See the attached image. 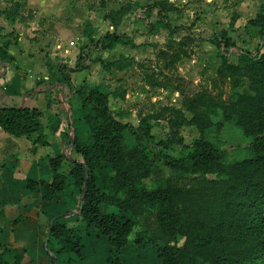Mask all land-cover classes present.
Masks as SVG:
<instances>
[{
    "label": "trees",
    "instance_id": "trees-1",
    "mask_svg": "<svg viewBox=\"0 0 264 264\" xmlns=\"http://www.w3.org/2000/svg\"><path fill=\"white\" fill-rule=\"evenodd\" d=\"M151 8H157V20L154 24L144 22L148 31L163 29L173 35L186 29L169 23L165 3L143 7L144 18ZM245 28L253 31L259 45L254 53L238 50L239 64L226 58L230 48L235 47L232 40L225 36L212 39L222 55L217 74L230 79L239 75L247 81V89L232 92L224 106L207 93L194 94L187 101L191 114L188 120L181 110L163 108L174 111L176 117L198 130L199 136L192 142H180L184 156L166 152L172 142L157 140L148 118L136 126L121 120L119 112L110 106V99L122 97L123 91H110L102 84L91 86L85 81L80 86L72 85L80 118L79 123L73 124L69 144L83 162H73L68 173L81 192L86 187L79 217L86 227H94L96 244L109 246L107 264H124L120 253L132 244L154 247L156 264H264V2ZM184 40L190 43L193 37L187 34ZM116 45L135 47L128 35L105 32L81 48L78 62L69 71L88 66L91 49L101 52ZM181 56L185 54H171L175 61ZM93 62L106 72H121L133 64L131 58L124 56L108 61L98 56ZM67 79L70 81L68 76ZM220 108L222 121L214 122ZM41 115L35 108L2 107L0 128L14 136L37 133L38 143L43 144ZM228 120L250 139L252 155L221 166L220 151L209 133ZM65 159L63 154L48 157L46 164L52 180H29L27 190L41 188L46 199L62 192L66 188L62 171ZM162 166L196 176V189L145 182ZM198 190L208 192L211 199L195 202L192 196ZM151 213L152 228L140 223L141 217L146 221ZM137 226L140 229L135 233ZM49 244L58 264H83L86 259V235L80 227L68 228L55 220Z\"/></svg>",
    "mask_w": 264,
    "mask_h": 264
},
{
    "label": "crops",
    "instance_id": "crops-1",
    "mask_svg": "<svg viewBox=\"0 0 264 264\" xmlns=\"http://www.w3.org/2000/svg\"><path fill=\"white\" fill-rule=\"evenodd\" d=\"M95 2L0 0V108L38 109L44 142L38 143L37 133L14 136L0 128V264H58L49 244L55 220L68 228L85 227L83 264H107L106 257L96 251L94 227H86L79 217L82 192L68 173L71 164L82 163L83 157L64 148H70L69 134L80 118L79 103L72 93V85L78 83L75 78L82 75L78 86L82 85L92 65H99L93 62L96 57L127 47L91 49L89 65L69 71L78 62L81 48L103 35L96 34L93 25ZM60 148L66 155L62 167L66 188L50 199L41 188L28 191L29 180H52L45 161L59 155Z\"/></svg>",
    "mask_w": 264,
    "mask_h": 264
},
{
    "label": "rangeland",
    "instance_id": "rangeland-1",
    "mask_svg": "<svg viewBox=\"0 0 264 264\" xmlns=\"http://www.w3.org/2000/svg\"><path fill=\"white\" fill-rule=\"evenodd\" d=\"M159 2L165 3L166 8H169L166 13L169 23L186 29L173 35L163 29L148 31L149 28L143 24L146 20L151 24L156 22L157 8H151L149 16L144 18L143 7ZM263 2L264 0H96V21L93 23L96 34L108 31L127 34L135 44V47L119 46L117 50L102 52L103 59L108 61L124 56L131 58L133 64L121 72H106L100 65H92V70L84 76L85 82L91 86L102 84L110 91H123L122 97L110 99V106L119 112L121 120L136 126L141 119L148 118L155 138L169 139L172 142L166 152L175 157L184 156L185 151L180 142L189 144L199 136L198 130L176 117L174 111L163 108L181 110L188 120L191 114L187 110V101L194 94L207 93L218 105L224 106L232 92L247 89L248 83L243 77L235 75L230 79L217 74L222 55L212 38L225 36L232 40L235 47L230 48L226 58L232 64H239L238 50L251 53L257 50L258 38L251 29L247 31L244 24L256 15ZM89 26L88 24L86 29ZM187 34L193 37L190 43L188 40L183 41ZM175 53L185 56L175 61L171 57ZM81 76L75 78V83L78 82L76 86L79 85ZM222 114L223 109H218L213 121H222ZM175 122L180 124L176 125ZM209 135L220 151L221 166L252 155L250 139L243 136L241 129L232 121H223L220 129L213 127ZM63 149L60 148V154L65 157ZM65 163L66 159L62 161V167ZM46 167L51 173L47 164ZM145 182L196 189V176L172 172L163 166ZM192 198L199 203L210 200L211 196L206 191L198 190ZM140 223L154 227V213L149 214L146 221L141 217ZM83 228L85 230V227L81 230ZM139 229L137 226L135 233ZM133 237L134 233L131 238ZM178 241L182 243L183 240L180 238ZM96 251L106 259L110 255V248L106 244H96ZM120 258L124 264L157 262L155 249L149 245L132 244L125 247Z\"/></svg>",
    "mask_w": 264,
    "mask_h": 264
},
{
    "label": "water",
    "instance_id": "water-1",
    "mask_svg": "<svg viewBox=\"0 0 264 264\" xmlns=\"http://www.w3.org/2000/svg\"><path fill=\"white\" fill-rule=\"evenodd\" d=\"M85 189H86V187L84 186V189H83V191H82V199L84 198V196H85ZM81 211V209L79 210V212ZM54 221V220H53ZM49 236H50V234H49ZM55 262H56V260H55Z\"/></svg>",
    "mask_w": 264,
    "mask_h": 264
},
{
    "label": "built area",
    "instance_id": "built-area-1",
    "mask_svg": "<svg viewBox=\"0 0 264 264\" xmlns=\"http://www.w3.org/2000/svg\"><path fill=\"white\" fill-rule=\"evenodd\" d=\"M138 16H139V14H138ZM70 136H71V131H70V134H69ZM71 149V146H70V148H69V146L67 145L66 146V148H65V151H68V150H70Z\"/></svg>",
    "mask_w": 264,
    "mask_h": 264
}]
</instances>
